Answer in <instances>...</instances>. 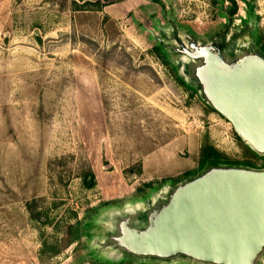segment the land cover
I'll list each match as a JSON object with an SVG mask.
<instances>
[{
  "label": "rangeland",
  "instance_id": "1",
  "mask_svg": "<svg viewBox=\"0 0 264 264\" xmlns=\"http://www.w3.org/2000/svg\"><path fill=\"white\" fill-rule=\"evenodd\" d=\"M161 1L165 9L153 0H16L14 24H0V264H197L114 259L97 242L112 212L146 205L199 168L205 144L230 162L263 165L166 46L177 45L176 31L221 34L230 3ZM236 1L228 36L246 20L255 30L233 40L264 45V0ZM170 142L175 161L161 162L191 169L143 182L148 155Z\"/></svg>",
  "mask_w": 264,
  "mask_h": 264
},
{
  "label": "water",
  "instance_id": "2",
  "mask_svg": "<svg viewBox=\"0 0 264 264\" xmlns=\"http://www.w3.org/2000/svg\"><path fill=\"white\" fill-rule=\"evenodd\" d=\"M229 24L209 41L176 31L171 48L183 78L264 156V53L235 42ZM97 245L114 259L264 264V168L211 164L146 205L112 212Z\"/></svg>",
  "mask_w": 264,
  "mask_h": 264
},
{
  "label": "crops",
  "instance_id": "3",
  "mask_svg": "<svg viewBox=\"0 0 264 264\" xmlns=\"http://www.w3.org/2000/svg\"><path fill=\"white\" fill-rule=\"evenodd\" d=\"M77 1V0H75ZM16 0H0V24H14L15 22V15H14V8H15V4H16ZM45 5V4H44ZM46 5L47 2H46ZM74 10H76L75 12H80L79 8H73ZM57 15L56 17L59 16V10H56ZM105 13H107V11H105ZM60 14L62 15V12H60ZM63 17V15L61 16ZM74 18H77V16H75ZM42 24H49L48 23V19H45L42 21ZM57 24H60L59 21ZM74 24H81L80 21L78 19H75V23ZM88 24H95L94 22L92 23H88ZM177 143H168L162 147H159L156 149V153L155 151L151 153V155H148L149 157L148 160L150 161L148 164H146L144 162V171L146 169V173L147 171H149V174H147L146 179H142L143 182L149 183L150 181H152L153 179H156V177L158 178L160 175H175L178 174L179 171H184V170H190L191 165L189 162H184L183 160H179L180 164H178V162L176 161L174 164L167 162V163H163L161 162V159L164 160V156L166 158H173L174 159V154L175 151L177 149ZM179 146V145H178ZM159 158V159H158ZM165 161V160H164ZM148 168V169H147ZM183 172H181L180 174H182ZM179 179V178H178ZM169 182H172V180L170 179Z\"/></svg>",
  "mask_w": 264,
  "mask_h": 264
},
{
  "label": "trees",
  "instance_id": "4",
  "mask_svg": "<svg viewBox=\"0 0 264 264\" xmlns=\"http://www.w3.org/2000/svg\"><path fill=\"white\" fill-rule=\"evenodd\" d=\"M153 1L160 3L162 8L165 9V4L161 0H153ZM227 1L230 3V6L227 9H225L224 13H225V16L229 19V21H230L229 23H231V21L234 19V16L238 12V3L236 0H227ZM250 12L253 13L252 11H250ZM254 30H255L254 23L253 22L249 23L246 20H244L242 27L240 29L236 30L234 37L235 38L240 37V36H242L248 32H253ZM192 35H194V34H192ZM252 44L264 53V45L260 43L259 39H254ZM158 45L159 46H157V47H159V48H161L163 46L161 44H158ZM190 86H192L196 92H199V90L196 86H194L192 84ZM209 107L211 108L212 111H215L210 105H209ZM251 151H253V150H251ZM253 152L256 155L260 156L264 160V156L257 154L255 151H253ZM211 164L236 165V166L251 167L250 165L230 162L225 157V155L222 154L221 152H219V150H217L214 146H212L211 144H205L202 147V153H201V157H200L199 168H197L195 170L187 171L184 173L183 177H181L179 179L172 180L170 186H175L177 183H179V182H181L187 178L194 177V176L200 174L207 166H209ZM261 168H264V163L261 166Z\"/></svg>",
  "mask_w": 264,
  "mask_h": 264
},
{
  "label": "flooded vegetation",
  "instance_id": "5",
  "mask_svg": "<svg viewBox=\"0 0 264 264\" xmlns=\"http://www.w3.org/2000/svg\"><path fill=\"white\" fill-rule=\"evenodd\" d=\"M174 33H175V32H174ZM171 40L175 41V40L173 39V36L171 37ZM173 45H174V44H172V45H171V44H166L167 48H169V50H171V51H173L172 48H171Z\"/></svg>",
  "mask_w": 264,
  "mask_h": 264
}]
</instances>
